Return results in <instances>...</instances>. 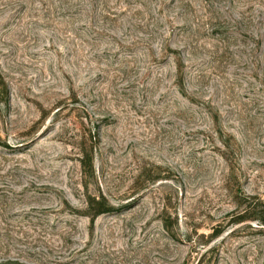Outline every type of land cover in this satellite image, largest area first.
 <instances>
[{
  "label": "rangeland",
  "instance_id": "rangeland-1",
  "mask_svg": "<svg viewBox=\"0 0 264 264\" xmlns=\"http://www.w3.org/2000/svg\"><path fill=\"white\" fill-rule=\"evenodd\" d=\"M264 0H0V264H264Z\"/></svg>",
  "mask_w": 264,
  "mask_h": 264
},
{
  "label": "trees",
  "instance_id": "trees-1",
  "mask_svg": "<svg viewBox=\"0 0 264 264\" xmlns=\"http://www.w3.org/2000/svg\"><path fill=\"white\" fill-rule=\"evenodd\" d=\"M260 222L262 223V225H264V217H260Z\"/></svg>",
  "mask_w": 264,
  "mask_h": 264
}]
</instances>
